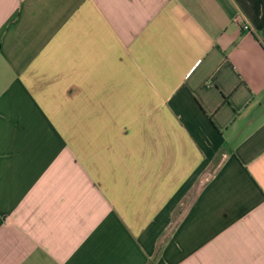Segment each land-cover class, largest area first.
I'll use <instances>...</instances> for the list:
<instances>
[{
	"label": "crops",
	"instance_id": "crops-1",
	"mask_svg": "<svg viewBox=\"0 0 264 264\" xmlns=\"http://www.w3.org/2000/svg\"><path fill=\"white\" fill-rule=\"evenodd\" d=\"M0 264H264V0H0Z\"/></svg>",
	"mask_w": 264,
	"mask_h": 264
},
{
	"label": "built area",
	"instance_id": "built-area-1",
	"mask_svg": "<svg viewBox=\"0 0 264 264\" xmlns=\"http://www.w3.org/2000/svg\"><path fill=\"white\" fill-rule=\"evenodd\" d=\"M240 26H241L242 30L245 32H248L250 30L247 24L242 23Z\"/></svg>",
	"mask_w": 264,
	"mask_h": 264
},
{
	"label": "trees",
	"instance_id": "trees-1",
	"mask_svg": "<svg viewBox=\"0 0 264 264\" xmlns=\"http://www.w3.org/2000/svg\"><path fill=\"white\" fill-rule=\"evenodd\" d=\"M210 172H212V171L210 170ZM208 175H209V174H204V175L202 176V178H201V181H200V182H203V181H205V180L207 179Z\"/></svg>",
	"mask_w": 264,
	"mask_h": 264
}]
</instances>
